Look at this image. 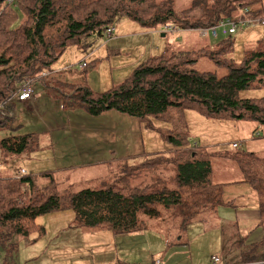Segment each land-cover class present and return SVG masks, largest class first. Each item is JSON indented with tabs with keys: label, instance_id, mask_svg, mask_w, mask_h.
Segmentation results:
<instances>
[{
	"label": "trees",
	"instance_id": "obj_1",
	"mask_svg": "<svg viewBox=\"0 0 264 264\" xmlns=\"http://www.w3.org/2000/svg\"><path fill=\"white\" fill-rule=\"evenodd\" d=\"M11 1L0 0V130L10 127L25 83L32 82L33 88L68 49L81 46L87 50L93 37H108V30L120 18L151 32L175 31L174 25L183 31L211 29L226 19H239L246 10L248 17L264 18L263 0H195L184 10L157 0ZM20 13L25 18L15 27ZM221 35L222 40L220 35L213 37L219 40L213 46L204 43L189 53L150 58L105 92L93 90L84 81L74 86L73 94L67 96L71 100L64 103L76 108L72 105L78 100L79 108L94 118L116 113L139 121L141 128L166 133L164 139L173 146L178 171L171 180L173 187L162 176L151 184H132L136 177L148 178L154 170H161L171 156L164 152L149 154L142 164L123 168L127 176L102 190L75 192L72 186L62 190L53 172L21 178L0 173V258L16 249V237L30 242L34 237L35 242L46 235L38 220L58 213H72L79 228H108L119 236L143 231L146 221L140 216L159 218L161 207L180 210L185 228L197 220L202 209L232 206L225 201V185L215 182L212 157L236 163L243 183L259 193L264 215V158L254 153L211 154L209 147L190 136L188 111L207 120L264 125V97L241 98V93L264 86V51L246 50L238 63L232 57L235 36ZM201 59L215 63L218 71H199ZM94 64L87 63L83 69ZM221 71H225L222 76ZM40 140L39 133L12 136L0 141V150L3 155L22 156L39 150ZM116 161L105 164L118 166ZM40 179L50 182L41 186Z\"/></svg>",
	"mask_w": 264,
	"mask_h": 264
},
{
	"label": "rangeland",
	"instance_id": "obj_2",
	"mask_svg": "<svg viewBox=\"0 0 264 264\" xmlns=\"http://www.w3.org/2000/svg\"><path fill=\"white\" fill-rule=\"evenodd\" d=\"M157 1H169L178 10H184L191 7L195 0ZM262 6L264 7V0ZM24 18V14L20 13L19 21L15 27L20 26ZM173 27L176 29L175 31L164 29L163 31L157 30L151 32L144 29L139 23H135L127 18H120L113 27L115 31L112 37L106 36L101 39L93 37L95 41L87 47V50H83L81 46L68 49L61 60L63 61L60 63L61 68L65 66L64 61L76 60L77 55H80L81 58H87L89 64L93 62L95 64L85 70H80V65L76 64L72 67L73 72H59L60 74H56L58 76L50 80L46 89V95L40 98L39 102L35 101L34 105L21 106L19 102H15V116L10 118V127L0 130V141L12 136L39 133L41 134L40 144L42 146L43 143V148H47L49 145V138H44V135H52L55 151L45 149V152L39 156V162H35L33 160L34 154L31 152L22 156H15L3 155L0 150V173L2 176L19 178L18 175H20L21 170L28 172L29 176L30 174H35L32 171L46 170L43 171L46 173L47 170H52L55 172V179L62 190L69 186H72L75 192L86 189L102 190L108 188L113 183L116 184L122 177L127 176V172L122 173L123 168L142 164L150 154L149 152H164L171 155L168 156V163L163 164L161 170H154L151 173V177L145 178L140 176L134 178L132 184L134 186L151 184L158 177L162 176L166 178L169 186L173 187L171 180L175 178L178 171L175 158L172 156L174 154L173 146L171 147V144L164 139L166 133L141 128L139 121L123 115L124 119H129L126 120V123L118 120V118L112 120L119 128L116 131L117 133L113 131L106 138V141L110 145L108 146L106 143L103 149L96 148L94 150L91 141L93 139L92 134L95 133L93 131L95 130L94 121L98 118L90 116L83 108H79L80 104L78 100L72 105L74 107L75 105L78 106L76 108L64 105L65 102L69 103L71 100L67 99V96L65 97L64 95H72L74 92L73 87L83 79L84 75L87 76L88 83L93 90L105 92L124 82L141 63L153 58V52L149 49V46L153 47L154 44V40L150 38L151 33L155 35L156 44L162 43L159 45L165 47L162 54H166L167 56L178 52L189 53L196 51L204 43L213 46L224 38L220 34L219 40L214 39L210 32L208 36L206 35L207 37L205 36L206 38H203L201 32L198 30L183 31L178 29L177 25ZM123 36H126V38L121 40ZM234 36L235 52L232 57L236 62L241 63L243 61L246 50L264 51V26L261 24L242 27ZM108 51H119L120 54L110 56ZM58 62L59 60L56 64ZM197 65L198 70L201 72L218 71L215 63L209 59H201ZM224 74L225 71L220 72L221 76ZM39 76H42V74ZM55 89L60 91L58 92ZM260 97H264V86L259 90L254 89L241 93V98L253 99ZM111 115L121 117L118 114ZM186 116L189 122L191 138L209 147V153L213 154L217 151H227L230 154L254 153L258 157L264 158V125L259 126L258 124L245 121L207 120L191 111H188ZM104 117L98 121L103 122V119H106ZM69 125L72 128L70 130L71 136L68 133L65 134V130H69ZM257 126L258 129L256 131L262 139H255L254 130ZM53 128H61V130L52 133L49 130ZM56 135H63L60 142L56 139ZM59 144L62 146L61 149L58 147ZM235 144L238 145V148L234 147ZM63 146L67 147L63 148ZM108 147L110 151H108ZM108 154H111L110 160H119L116 161L118 166L115 163L105 164L107 162L105 161V156H108ZM59 155L63 157V161L60 163L54 160V157L57 159ZM210 161L213 169L218 171L216 180H219L221 176L219 171H222V169H228L229 171H226V173H230L229 175L236 172V163H229L233 161L226 162L215 157L210 158ZM58 164L73 167L61 170L58 168ZM237 169L239 170L238 167ZM161 172H163L162 175ZM240 175L242 176V173ZM49 182L48 179L39 180L41 186H47ZM228 196L229 194L225 198L227 199ZM171 211L174 212L161 207V216L159 218L149 219L141 215L140 219L146 221L144 223L145 228L154 229L155 232L161 231L172 238L182 229L180 225L182 224L183 215L178 209H171ZM52 220L51 216H46L41 217L38 222L40 224L50 222L52 229ZM155 221H159V223L153 228L151 222ZM69 235L73 236L74 232H69ZM123 241L126 244L116 246L119 252L124 250V248L126 250L129 248L137 250L141 249L142 246H148L138 238H133L132 240L124 238ZM101 242L92 240L81 249L91 259L98 260L102 258L103 253L101 252V255H99L100 251L93 249V247L95 245H99L100 247ZM13 243L16 245V249L12 250L9 255L3 253L0 264H4L7 260L11 264H53L46 258L47 253L52 250L49 249V251L42 255H34V245L31 244L29 239L16 237ZM112 243L110 242V245ZM74 245H78V240L72 246ZM145 251L146 249L143 250V252ZM113 252L114 250L112 249L111 253ZM54 264H68V261L66 257H62L61 263L54 262Z\"/></svg>",
	"mask_w": 264,
	"mask_h": 264
},
{
	"label": "crops",
	"instance_id": "obj_3",
	"mask_svg": "<svg viewBox=\"0 0 264 264\" xmlns=\"http://www.w3.org/2000/svg\"><path fill=\"white\" fill-rule=\"evenodd\" d=\"M206 35L208 36L209 33ZM201 36L205 37L202 33ZM125 38L126 36H123L121 40ZM150 38L154 40L153 47L149 46V49L153 52V56L155 57L162 54L165 47L159 45L162 43L156 44L154 34L151 33ZM94 41L95 38L91 40V42ZM118 53L120 54L119 51H108L110 56L118 55ZM64 54L59 59V62L52 67V71L48 72L43 80H38L35 83L33 87V98L29 101H20L19 103L21 106H27L29 104L34 105L35 101L39 102L40 98L46 95V89L48 88L51 78L58 76L56 74L59 72H73L72 67L76 64L80 65V70H84L82 68L83 63H89L87 58H81L80 55H77L75 58L76 60L71 59L69 61H64L65 66L61 68L60 63L63 62L61 60ZM84 81L88 83L87 76L85 77V75L76 85L83 84ZM55 90L58 92L60 91L58 89ZM64 96L66 97L69 95ZM111 114L116 113H108L104 115L106 117H96L98 119L94 121L95 130L93 131L99 134H92L93 139L91 142L94 150L96 148L103 149L106 143L108 146L110 145L106 141V138L109 137L110 133L113 131L117 133L116 131L119 128L112 120L118 118V120H122L126 123V119H123L124 117H115L116 115ZM103 117L106 118L103 119V122L98 121ZM68 128L69 130H65V134L68 133L69 136H71L70 130L72 128L70 125ZM257 129L258 126L254 130V133ZM58 130H61V128H53L49 131L54 133ZM47 137L49 138L48 147L43 148L42 143V146L40 144V149L33 152V160L35 162L40 160L39 156L45 152V149H52L53 152L55 151L53 136L45 134L44 138ZM55 137L60 142L63 135H56ZM256 137L261 136L257 133L255 139ZM58 147L60 149L62 148L60 144ZM66 147L67 146H63V148ZM108 151H110L109 147ZM149 153L155 154L157 152ZM110 157L111 154L105 156V161L110 160ZM54 160L60 163L63 161V157L59 155L57 159L54 157ZM72 167L73 166H58L61 170H67ZM43 171L46 170L32 171V173L35 174L30 175L40 177L45 174ZM226 171L229 170H220L219 173L221 176L219 180L215 178V182L225 185V197L229 194L227 199L225 198V201L231 203L232 206L202 209L199 217L193 224L184 228L182 223L180 225L182 229L172 238L161 231L155 232L154 229H149L147 227L140 233L119 236L113 234L108 228L82 229L75 225L73 214L66 212L51 215L53 218L52 229L50 222L41 224L46 229V235L39 239L35 237V240L37 239L35 242H33L34 237L32 238L31 244L34 245L33 254L42 255L50 249L52 251L47 253L46 258L53 264L54 262L61 263L62 257L67 258L68 264H155L157 260H160L162 264H239L241 262L247 264L256 261L264 262V215L261 209V197L253 187L243 183V178L239 170L236 169V172L231 175H229L230 173H226ZM49 172L53 171L47 170L46 173ZM215 172L216 174L218 173L216 170ZM26 175H28V172H26ZM170 212L174 211L170 209ZM158 223L159 221L151 222V225L154 228ZM69 232H74V235L70 236ZM124 238H130V240L138 238L148 246H142L141 249L137 250L135 248L126 250L124 248V250L119 252L116 246L119 244H126L123 241ZM77 240L78 245L72 246ZM92 240L102 241L100 247L99 245L93 247V249L100 251L99 255H101V252L103 253L102 258L98 260L91 259L87 256L85 251L81 249L86 243ZM110 242H113L112 245H110ZM112 249L114 250L113 253H111ZM144 249H146L145 252H143ZM213 258H218L219 262H213Z\"/></svg>",
	"mask_w": 264,
	"mask_h": 264
},
{
	"label": "built area",
	"instance_id": "obj_4",
	"mask_svg": "<svg viewBox=\"0 0 264 264\" xmlns=\"http://www.w3.org/2000/svg\"><path fill=\"white\" fill-rule=\"evenodd\" d=\"M14 1V0H12ZM11 1V2H12ZM248 10L244 12L242 17L239 19L233 20V19H226L222 21L218 26L213 27L209 30H202L201 33L206 36L209 32L213 37H218V35L223 34V35H235L237 31L242 28V27H249V26H254L257 24H261L264 26V18H252L248 17L247 14ZM115 29L112 27L108 30L107 34L108 37H112L114 34ZM87 67V63H84L82 65V68ZM32 82H27L23 86L21 93H20V101H29L33 98L34 91L33 88L31 87ZM26 175V171L22 170L20 175L18 176L19 178L24 177ZM215 262H219L218 258H213ZM155 264H162L160 260H157ZM239 264H246V263H239ZM247 264H264V262L261 261H256L252 263H247Z\"/></svg>",
	"mask_w": 264,
	"mask_h": 264
},
{
	"label": "clouds",
	"instance_id": "obj_5",
	"mask_svg": "<svg viewBox=\"0 0 264 264\" xmlns=\"http://www.w3.org/2000/svg\"><path fill=\"white\" fill-rule=\"evenodd\" d=\"M203 30H209V29H203Z\"/></svg>",
	"mask_w": 264,
	"mask_h": 264
}]
</instances>
